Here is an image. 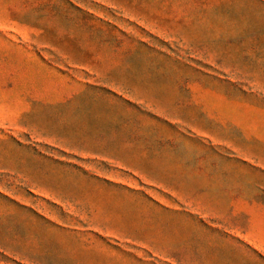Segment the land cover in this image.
<instances>
[{
  "label": "rangeland",
  "instance_id": "1",
  "mask_svg": "<svg viewBox=\"0 0 264 264\" xmlns=\"http://www.w3.org/2000/svg\"><path fill=\"white\" fill-rule=\"evenodd\" d=\"M0 264H264V0H0Z\"/></svg>",
  "mask_w": 264,
  "mask_h": 264
}]
</instances>
